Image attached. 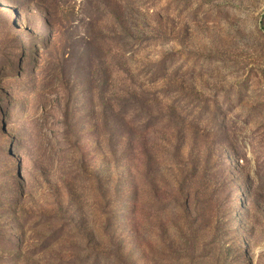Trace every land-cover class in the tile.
I'll list each match as a JSON object with an SVG mask.
<instances>
[{"label": "rangeland", "instance_id": "374dc122", "mask_svg": "<svg viewBox=\"0 0 264 264\" xmlns=\"http://www.w3.org/2000/svg\"><path fill=\"white\" fill-rule=\"evenodd\" d=\"M0 264H264V0H0Z\"/></svg>", "mask_w": 264, "mask_h": 264}]
</instances>
